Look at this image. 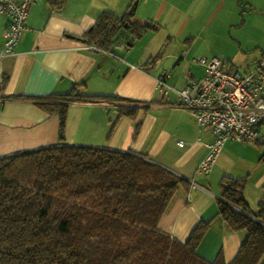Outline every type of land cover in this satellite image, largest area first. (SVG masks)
I'll use <instances>...</instances> for the list:
<instances>
[{
  "label": "crops",
  "instance_id": "1",
  "mask_svg": "<svg viewBox=\"0 0 264 264\" xmlns=\"http://www.w3.org/2000/svg\"><path fill=\"white\" fill-rule=\"evenodd\" d=\"M55 1L31 5L13 54L0 59V157L60 143L57 116L11 98L73 99L68 95L79 85L76 95L82 98L68 105L62 143L131 150L186 180L189 190L179 189L159 228L185 241L200 221H211L197 253L209 261L221 254L229 263L245 232L231 231L217 218L218 206L242 184L250 212L257 211L264 194V149L228 141L211 171L198 172L212 135L179 105L176 91L200 80L204 67L198 65L200 77L194 67L184 74V53L167 48L171 39L184 38L183 47L199 57L194 63L218 57L229 71L246 73L260 65L264 72V0H136L133 15L129 9L135 0H63L60 7ZM104 13L116 20L128 16L145 31L136 36L123 26L105 48L100 43L112 25L95 41L88 36ZM7 26L0 18V48ZM162 72L170 74L167 83L176 91L160 92ZM120 107L136 109L134 119L119 118Z\"/></svg>",
  "mask_w": 264,
  "mask_h": 264
},
{
  "label": "trees",
  "instance_id": "2",
  "mask_svg": "<svg viewBox=\"0 0 264 264\" xmlns=\"http://www.w3.org/2000/svg\"><path fill=\"white\" fill-rule=\"evenodd\" d=\"M109 25L112 32L100 43L105 48L123 26L136 36L145 31L128 16L116 20L104 13L91 41ZM78 86L68 95L73 99L11 98L57 116L60 143L0 157V264H264V194L254 213L242 184L219 203L216 217L245 237L229 263L221 254L209 261L197 248L211 221H200L185 241L159 228L179 189L189 190L186 180L131 150L62 143L68 105L82 98ZM118 112L134 119L136 109Z\"/></svg>",
  "mask_w": 264,
  "mask_h": 264
},
{
  "label": "built area",
  "instance_id": "3",
  "mask_svg": "<svg viewBox=\"0 0 264 264\" xmlns=\"http://www.w3.org/2000/svg\"><path fill=\"white\" fill-rule=\"evenodd\" d=\"M36 0H0V18L8 20L0 48V59L12 55L26 29L31 5ZM196 62L204 67V76L179 90L167 83L170 74L162 72L157 79L161 93L175 90L182 108L190 112L197 125L208 130L212 140L205 143L207 153L198 172L208 174L227 141H248L264 146V72L246 73L223 68L218 57L200 58ZM183 147L182 141L178 142Z\"/></svg>",
  "mask_w": 264,
  "mask_h": 264
},
{
  "label": "rangeland",
  "instance_id": "4",
  "mask_svg": "<svg viewBox=\"0 0 264 264\" xmlns=\"http://www.w3.org/2000/svg\"><path fill=\"white\" fill-rule=\"evenodd\" d=\"M134 18V17H133ZM132 18V19H133ZM127 37L128 36H130V34L129 33H127V34H125ZM123 37H125V36H123ZM204 38V37H203ZM136 41V40H135ZM184 41H185V39L183 38V39H181V40H179L178 39V41H177V39H171V41H170V45L168 46V48H167V51H168V53H176L177 51H178V53L180 54L181 52H183L184 54H182L181 56H182V58H184V60H183V63H182V66H181V69H182V71L184 72V74H187V71L188 70H190V69H193V67L195 68V69H197L195 72H196V75H197V77H200L201 75H202V69H201V67H199L198 65H200V64H198V63H194L193 61L195 60V59H197V58H199L198 56H196L195 54L194 55H192V51H188V49L186 48V47H183L185 44H184ZM124 42H126V41H124ZM202 42H204V39H202V40H198V43L200 44V43H202ZM166 47H167V45L165 46V48H164V53L166 52L167 53V51H166ZM194 64H197V65H194ZM254 69V68H253ZM172 97H173V95H172ZM171 97V98H172ZM252 145H254V144H252ZM254 146H256V147H259V148H261V149H264V147L263 146H259V145H254ZM263 166H264V164H263Z\"/></svg>",
  "mask_w": 264,
  "mask_h": 264
},
{
  "label": "water",
  "instance_id": "5",
  "mask_svg": "<svg viewBox=\"0 0 264 264\" xmlns=\"http://www.w3.org/2000/svg\"><path fill=\"white\" fill-rule=\"evenodd\" d=\"M136 6H137V1L135 0V1L132 3V5H131V7H130V9H129V14H131V15L134 14V11H135V9H136Z\"/></svg>",
  "mask_w": 264,
  "mask_h": 264
}]
</instances>
